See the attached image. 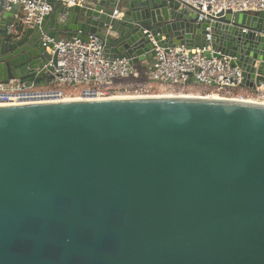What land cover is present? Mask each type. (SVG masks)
I'll return each mask as SVG.
<instances>
[{"label": "water", "instance_id": "1", "mask_svg": "<svg viewBox=\"0 0 264 264\" xmlns=\"http://www.w3.org/2000/svg\"><path fill=\"white\" fill-rule=\"evenodd\" d=\"M49 2L41 25L14 37L16 8L0 0V82H43L57 64L50 50L73 37L98 38L107 58L132 65L156 46L207 47L241 67L242 87L264 78V11L199 21L176 0ZM0 264H264V103L0 105Z\"/></svg>", "mask_w": 264, "mask_h": 264}, {"label": "built area", "instance_id": "2", "mask_svg": "<svg viewBox=\"0 0 264 264\" xmlns=\"http://www.w3.org/2000/svg\"><path fill=\"white\" fill-rule=\"evenodd\" d=\"M67 5H75L85 0H60ZM180 7L197 13V19L214 20L221 12L257 13L264 11V0H176ZM16 8L15 20L6 25V33L14 37L27 27L37 28L53 7L49 0H4L3 12ZM118 10H115L117 13ZM1 21V16H0ZM233 23V22H232ZM244 32L248 29L244 28ZM210 39V35H208ZM207 47L187 48L185 45L162 48L156 46V55L146 68L149 80L131 82L116 86L118 79L136 78L137 65L127 59L111 60L104 54L98 38L89 41L76 37L60 40L50 50L57 53V64L51 61L53 72L48 73L46 83L20 82L10 80L0 82V105L25 104L41 101L64 100L68 98L63 87L79 90V97H113L112 90H125L129 96L180 95L174 93H150V87L157 85L163 91L185 88L193 83L209 89L212 94L225 98H235L264 103V78L255 88L242 87L243 70L231 63V58L221 54L208 57ZM262 71V72H261ZM257 76L264 77V67L257 70ZM152 84V85H150ZM241 90V91H240ZM124 95V94H123ZM209 95V94H207ZM204 95V96H207Z\"/></svg>", "mask_w": 264, "mask_h": 264}, {"label": "rangeland", "instance_id": "3", "mask_svg": "<svg viewBox=\"0 0 264 264\" xmlns=\"http://www.w3.org/2000/svg\"><path fill=\"white\" fill-rule=\"evenodd\" d=\"M49 78V74L46 75L45 77V81ZM152 85V84H150ZM64 90H66V94L68 97H79V90H74L71 89L69 87H63ZM181 89V93H183L184 95H207V94H212L211 91L209 89L204 88L203 86H199L195 83L190 84L189 86L185 87V88H177V89H168L167 91H163L161 90L160 87H158L157 85H154L153 87H150V93L152 94H157V93H174V92H179V90ZM113 95H126L127 93L125 92V90H112L111 91ZM167 95H171V94H167Z\"/></svg>", "mask_w": 264, "mask_h": 264}, {"label": "trees", "instance_id": "4", "mask_svg": "<svg viewBox=\"0 0 264 264\" xmlns=\"http://www.w3.org/2000/svg\"><path fill=\"white\" fill-rule=\"evenodd\" d=\"M139 70V75L136 78H127V79H118L117 81H130V82H142V81H147L149 80L148 75H147V70L144 69H138ZM38 83H40V80H37Z\"/></svg>", "mask_w": 264, "mask_h": 264}, {"label": "crops", "instance_id": "5", "mask_svg": "<svg viewBox=\"0 0 264 264\" xmlns=\"http://www.w3.org/2000/svg\"><path fill=\"white\" fill-rule=\"evenodd\" d=\"M121 14V11H118V15H120ZM150 61L151 60H149V61H143V62H140L138 65H137V68L138 69H142V70H144V69H146L147 67H148V65H150ZM47 75V74H46ZM46 75H45V77H46ZM45 77H44V79H45ZM194 82V81H193ZM192 82V83H193ZM46 83V81H44V83L43 84H45ZM127 83H130V84H132L130 81H116L115 82V84H116V86H122V85H126ZM191 83V84H192ZM241 91V90H240Z\"/></svg>", "mask_w": 264, "mask_h": 264}, {"label": "bare ground", "instance_id": "6", "mask_svg": "<svg viewBox=\"0 0 264 264\" xmlns=\"http://www.w3.org/2000/svg\"><path fill=\"white\" fill-rule=\"evenodd\" d=\"M181 96H201V95H184V94H180ZM116 97H121V96H129V95H115ZM166 96H173L172 94L171 95H166ZM207 97H213V98H218V97H221V96H218L216 94H209L207 95ZM72 99H81V97H68L66 98L65 100H72Z\"/></svg>", "mask_w": 264, "mask_h": 264}]
</instances>
